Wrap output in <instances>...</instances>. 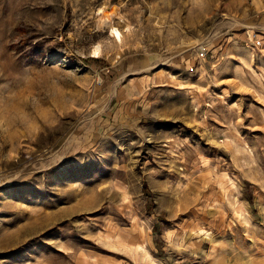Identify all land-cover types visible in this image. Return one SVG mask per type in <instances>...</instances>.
<instances>
[{
    "label": "rangeland",
    "instance_id": "obj_1",
    "mask_svg": "<svg viewBox=\"0 0 264 264\" xmlns=\"http://www.w3.org/2000/svg\"><path fill=\"white\" fill-rule=\"evenodd\" d=\"M0 264H264V0H0Z\"/></svg>",
    "mask_w": 264,
    "mask_h": 264
},
{
    "label": "bare ground",
    "instance_id": "obj_2",
    "mask_svg": "<svg viewBox=\"0 0 264 264\" xmlns=\"http://www.w3.org/2000/svg\"><path fill=\"white\" fill-rule=\"evenodd\" d=\"M117 14V9H113V13L110 15V14H107V17L110 18L112 15H116ZM113 33L115 34V36L118 38V39H122L121 38V31L119 32V30L117 29H113Z\"/></svg>",
    "mask_w": 264,
    "mask_h": 264
},
{
    "label": "built area",
    "instance_id": "obj_3",
    "mask_svg": "<svg viewBox=\"0 0 264 264\" xmlns=\"http://www.w3.org/2000/svg\"><path fill=\"white\" fill-rule=\"evenodd\" d=\"M202 55H205V53L203 52Z\"/></svg>",
    "mask_w": 264,
    "mask_h": 264
}]
</instances>
